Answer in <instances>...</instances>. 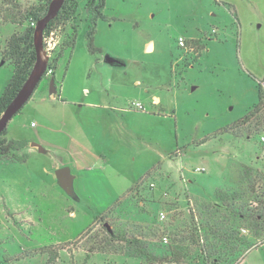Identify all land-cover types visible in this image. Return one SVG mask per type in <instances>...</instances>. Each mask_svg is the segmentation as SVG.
Listing matches in <instances>:
<instances>
[{"label": "rangeland", "instance_id": "rangeland-1", "mask_svg": "<svg viewBox=\"0 0 264 264\" xmlns=\"http://www.w3.org/2000/svg\"><path fill=\"white\" fill-rule=\"evenodd\" d=\"M74 2L49 28L59 37L55 57L62 54L55 80L74 103L48 107L43 76L6 126L5 138L25 145L0 154V264H264V0H106L97 52L88 50L91 13L85 0ZM44 7L0 0V48L35 22H19L21 14ZM12 72L0 53V94ZM33 142L49 151L29 150ZM82 150L105 159L85 158L91 188L80 195L73 183L68 193L56 164ZM214 211L249 242L225 263L203 259L192 241L203 243ZM123 232L145 239L155 258L127 254ZM175 247H183L177 257ZM233 247L218 243L222 255Z\"/></svg>", "mask_w": 264, "mask_h": 264}, {"label": "trees", "instance_id": "trees-1", "mask_svg": "<svg viewBox=\"0 0 264 264\" xmlns=\"http://www.w3.org/2000/svg\"><path fill=\"white\" fill-rule=\"evenodd\" d=\"M50 0H45V7L43 12H41L38 8L34 10H29L25 12V15L19 16V22L22 23V20L25 19L26 17L32 18L35 22L41 17L42 14H44V11L46 10V6L49 3ZM69 0H65L63 5L61 6L60 10L58 11L57 15L51 19L43 32H46L52 24L57 21L61 16H65V13L67 14L68 11H71L72 8L76 6V3L74 0H72V3H68ZM105 2L106 0H85V9L88 10L91 13V18H90V24L89 28L87 30L86 36L88 39V50L90 52H97L99 49L93 45V34L96 28V24L98 20H107V16L104 13V8H105ZM68 15V14H67ZM33 29L34 26H26L24 29V32L21 35H18L16 33H13L7 40L5 46L0 48V53L2 56L3 61H9L12 64V75L7 82V84L4 86L1 94H0V114L4 110L5 106L10 102V100L13 98V96L16 94L20 86L22 85L23 81L27 77L32 65L35 62L36 56H35V50L33 46ZM75 38V37H74ZM68 44L70 46H73L74 44V39H71ZM62 54L56 55V57L53 59V64L54 69L57 66V61L59 58H61ZM54 69L52 73L47 76L48 78H53L54 82L56 83L55 77H54ZM38 85V84H37ZM37 87V86H36ZM263 93L259 89L258 90V102L256 103V107L261 104V99H262ZM20 111V110H19ZM252 111H250L247 115H245L244 119H248L249 115L251 116ZM16 114V113H15ZM14 114V115H15ZM6 134V128L0 132V154H5L11 150H16L19 148H22L25 145L24 140H16V139H9L7 140L5 138ZM220 199L224 200L226 199V195L223 193L220 195ZM207 209L208 207L205 206ZM107 212L110 211V209H106ZM218 215L216 211L211 213V216L205 219V231H204V239L203 243L199 245L193 238L192 241L200 248L201 253L203 255V259H208V257H215L216 260L219 259H224V263L226 262V258L228 259L229 255H234L235 252H237V255H239V252H241L239 249L238 244H242L244 246H248L249 242L246 240H241L235 233L230 229V227H226L225 224H223L221 221L218 219ZM233 219V217H232ZM234 222V219H233ZM230 225V223H228ZM198 227V226H197ZM200 228V227H198ZM108 233V229H105ZM255 231V235L258 236L259 233L257 230ZM143 234V233H142ZM125 233H120L117 236H120V240H124L127 242L126 243V252L129 255H134V256H144L146 258H155V256L148 252V242L145 239H142L141 237H138L137 235L126 238L124 237ZM114 236V235H113ZM143 236V235H139ZM260 237V236H258ZM206 239H211L210 245H207V240ZM228 240L233 242V246L235 247L232 248V250L225 251L221 250L223 252V255L221 254L220 251H218V243L220 240ZM109 240V239H108ZM110 244V243H106ZM113 245V244H112ZM187 247V246H184ZM122 248V247H120ZM174 248V247H173ZM172 248V249H173ZM183 247H179V249L182 251ZM189 248V246H188ZM171 249V253L177 257L180 255L181 251L179 249L176 250V247L174 250ZM187 252V251H186ZM188 252L193 253V249H189ZM237 256V257H238Z\"/></svg>", "mask_w": 264, "mask_h": 264}, {"label": "water", "instance_id": "water-1", "mask_svg": "<svg viewBox=\"0 0 264 264\" xmlns=\"http://www.w3.org/2000/svg\"><path fill=\"white\" fill-rule=\"evenodd\" d=\"M63 2L64 0H50L46 12L35 23L33 29V46L36 59L22 85L0 114V132L6 128L7 123L12 118V116L17 113L28 101L40 79L44 75L46 59L42 53L43 31L47 23L57 15ZM146 48H149V44ZM105 60L108 62L117 61L116 59L109 56H105ZM49 91L51 93L55 91L53 78H50L49 81ZM31 145L36 146L38 151H43L42 146L39 144L33 142ZM54 174L58 180L59 186L68 193H71L72 175L69 171V168L67 166L59 167L55 170Z\"/></svg>", "mask_w": 264, "mask_h": 264}, {"label": "crops", "instance_id": "crops-1", "mask_svg": "<svg viewBox=\"0 0 264 264\" xmlns=\"http://www.w3.org/2000/svg\"><path fill=\"white\" fill-rule=\"evenodd\" d=\"M149 43L152 44V47H153V42L151 40H148L147 42H145V50H147L146 47H147V45ZM101 60H102V58L99 59V61H101ZM104 60H105V58H104ZM61 61H60V65H61ZM115 62H117V61H115ZM55 70H56V68L54 69V77H55ZM135 83L137 84L138 81L135 80ZM39 92L41 93L40 96H44L45 93H48V95H49L48 98H49V102H50V103L47 104L48 107H52V108L53 107L54 108L56 107V109H60V108L63 109L68 104L74 103L73 101L67 99L64 96V92H63V89H62L61 81H57L56 80V83H55V91L53 93H51L49 91V85H47V87H45L42 84L39 85ZM151 98H152L151 99L152 102H155L156 104H157V102L158 103L160 102L159 97L157 95H155V94H152V97ZM89 105L90 106H93V107H98V106H95L96 104H94V103H89ZM118 109H119V107H118ZM31 123L32 122H30V125L31 126H35V125H32ZM47 147L48 146H46V144L44 143V146H42L43 151H39V152L49 151L47 149ZM50 147L53 148L54 150H56L55 148H57L58 150H61V151L64 149V151H62V152H65V151L67 152V150H66L67 148L66 147L65 148L64 147L63 148L62 147H55V146H50ZM34 149L38 151V148L36 146L30 145V149L29 150H34ZM54 152H57V151H54ZM73 154L75 156H72V158H70L69 162H66L67 159H64V160H62V162L60 164H56V167H60V166H63V165H67L69 167L70 173L73 176L72 184L74 183L75 186H77V188H78L77 191L79 192L80 195H82L81 190H79V188H84V190L86 188H91L89 186L90 185V182H88L87 179L81 173V172L88 171L87 169H91L90 167H92V166H90L88 164L85 165V163H84L85 158H87V157H91V158L94 157V159H93L94 162L95 161L98 162V161H103L105 159L104 158L105 155L103 156V154L93 153V152L87 151V150H85V151L84 150L78 151V152H75ZM77 172H80V174L78 175ZM102 183H106L108 186H110L112 188V186H111V184L109 183L108 180H106V179L103 180L102 179L100 181V184H102ZM111 193L113 195L112 198L115 197V196H117L115 192L112 191ZM85 196L88 197V198H90L88 195H85Z\"/></svg>", "mask_w": 264, "mask_h": 264}, {"label": "built area", "instance_id": "built-area-1", "mask_svg": "<svg viewBox=\"0 0 264 264\" xmlns=\"http://www.w3.org/2000/svg\"><path fill=\"white\" fill-rule=\"evenodd\" d=\"M35 23L36 22H32L31 25L35 26ZM58 39H59V37H58L57 33L55 32V30H53V29H48L46 32H43L42 53L46 59V68H45L44 74L47 76H49L53 71L52 64H53V59L55 58L54 50H55L56 45L58 44ZM178 44L180 46H183L184 43H183L182 37H178ZM134 105L141 110L144 109V107L139 102H135ZM31 124L33 125V122ZM260 138H261V140H264L263 135ZM195 169L200 170L201 168L199 169L197 167ZM165 216H166V214L164 211L159 212V218L160 219L165 218ZM160 241L163 244H168L170 242L169 236L167 234L162 235L160 237Z\"/></svg>", "mask_w": 264, "mask_h": 264}]
</instances>
